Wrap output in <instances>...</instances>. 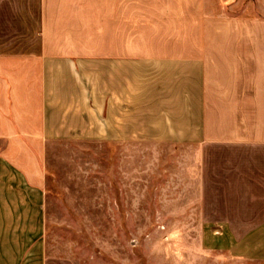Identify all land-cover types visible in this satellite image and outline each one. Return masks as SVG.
<instances>
[{
	"label": "crops",
	"instance_id": "obj_1",
	"mask_svg": "<svg viewBox=\"0 0 264 264\" xmlns=\"http://www.w3.org/2000/svg\"><path fill=\"white\" fill-rule=\"evenodd\" d=\"M143 225L264 264V0H0V264H142Z\"/></svg>",
	"mask_w": 264,
	"mask_h": 264
},
{
	"label": "rangeland",
	"instance_id": "obj_2",
	"mask_svg": "<svg viewBox=\"0 0 264 264\" xmlns=\"http://www.w3.org/2000/svg\"><path fill=\"white\" fill-rule=\"evenodd\" d=\"M149 230V225H143L142 264H236L234 261L232 262L230 258L226 257L188 256L183 253L187 248L195 247V240L191 239L186 241L181 238L173 240L150 238L146 235ZM218 259H220L219 263Z\"/></svg>",
	"mask_w": 264,
	"mask_h": 264
}]
</instances>
